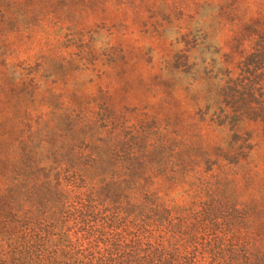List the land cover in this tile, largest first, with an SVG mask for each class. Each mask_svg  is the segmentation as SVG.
I'll use <instances>...</instances> for the list:
<instances>
[{
    "label": "trees",
    "instance_id": "16d2710c",
    "mask_svg": "<svg viewBox=\"0 0 264 264\" xmlns=\"http://www.w3.org/2000/svg\"><path fill=\"white\" fill-rule=\"evenodd\" d=\"M45 1L0 0V264H264V190L243 184L254 177L250 170L226 187L228 173L181 170L187 158L162 157L157 168L149 154L157 146L146 141V128L122 135L116 120H98L103 105L118 111L112 86L78 89L73 86L81 78L73 73L65 77L64 88L46 82L44 72L48 59L54 64L53 56L43 59L29 46L49 34ZM208 2L218 5V0ZM113 36L90 44L93 67L123 51ZM212 39L215 51L202 63L213 59L224 72L216 76L218 84L228 82L237 73L222 60L221 40ZM184 45L170 49L157 75L162 82L181 54L196 66L198 46ZM263 49L247 56L264 59ZM69 56L73 61L74 55ZM37 57L41 63L33 69ZM118 64L116 59L106 68ZM88 66L84 62V80L91 75ZM178 81L185 82L183 77ZM223 101L221 96L215 101L209 127L237 133L239 138L212 140L213 151L227 159L230 147L242 142L238 133L245 112ZM19 110L33 120L19 118ZM76 114L81 121H69L66 128L60 123ZM125 128L131 130L120 126ZM78 130L87 136L79 137ZM248 148L255 151L252 143ZM194 180L206 186L201 195H193Z\"/></svg>",
    "mask_w": 264,
    "mask_h": 264
},
{
    "label": "rangeland",
    "instance_id": "374dc122",
    "mask_svg": "<svg viewBox=\"0 0 264 264\" xmlns=\"http://www.w3.org/2000/svg\"><path fill=\"white\" fill-rule=\"evenodd\" d=\"M208 1L46 0L49 14L45 16L44 12V25L49 34L31 41L29 46L40 52L43 59L52 54L54 64L48 59L49 68L44 75L53 87L64 88L65 77L72 73L81 78L73 86L78 89L95 84H102L99 87L104 90L112 86L118 111L103 105L98 120H104L103 117L116 120L122 135L137 134L146 128V141H155L157 146L149 153L154 156L153 165L157 168L162 157L175 161L187 158L188 163L180 165L181 170L228 173L226 187L250 170L254 177H248L243 184L259 192L264 190V130L260 117L264 105V59L247 54L260 46L264 48V0H218L217 6ZM214 11L215 18L211 16ZM106 34H113L112 40L117 38L118 49L123 51L119 56L103 58L102 67H93L95 55L88 53V48L90 44H98ZM215 36L224 49L222 60L237 73L220 84L216 76L221 77L224 72L217 63L213 59L207 60L208 65L202 63L215 51L212 43ZM179 43H184V48L198 46L197 64L189 66L181 54L175 67L168 71L169 78L162 82L157 75L164 69L163 61ZM102 52H107L105 46ZM55 54H61L60 58L67 61L56 60ZM69 54L74 55L73 61ZM39 59L36 58L33 69L39 67ZM116 59L119 64L115 69L106 68ZM84 62L90 65L88 71L92 75L86 80ZM203 76L210 78L198 82ZM179 77L185 82H179ZM189 79L196 80L193 87L187 85ZM134 96L148 101L134 103L129 100ZM220 96L224 104L234 102L236 110L241 107L245 112L238 133L242 142L236 143L233 149L230 147L231 155L227 159L213 151V138L239 137L235 130L221 132L209 127L217 106L215 101ZM202 99L204 103L197 105ZM102 102H105L103 98L100 105ZM90 106L91 102L85 107ZM19 111L22 120H33ZM69 121H81L80 114L60 123L66 128ZM77 135L87 136L80 130ZM248 138L249 141L244 140ZM249 143L255 145V151H250ZM191 186L196 190L194 196L201 195L206 187L201 180H194ZM262 198L260 201L264 204V193ZM224 200L227 201L225 197Z\"/></svg>",
    "mask_w": 264,
    "mask_h": 264
}]
</instances>
